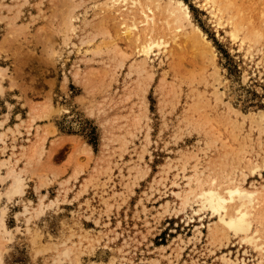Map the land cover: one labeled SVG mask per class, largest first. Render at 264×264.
I'll list each match as a JSON object with an SVG mask.
<instances>
[{"label":"rangeland","instance_id":"374dc122","mask_svg":"<svg viewBox=\"0 0 264 264\" xmlns=\"http://www.w3.org/2000/svg\"><path fill=\"white\" fill-rule=\"evenodd\" d=\"M105 1L0 0V190L10 167L26 181L21 196L1 199L11 230L0 233L1 261L225 264L226 255L264 264L238 235L210 233L217 215L183 209L173 193L195 167L203 181L234 178L263 197L264 229V4L219 0L241 21L248 51L203 0H183L216 63L208 45L184 36L169 57L143 63L135 42L114 46L129 12ZM165 17L157 10L155 26L169 33ZM24 203L30 211L21 213Z\"/></svg>","mask_w":264,"mask_h":264},{"label":"bare ground","instance_id":"6f19581e","mask_svg":"<svg viewBox=\"0 0 264 264\" xmlns=\"http://www.w3.org/2000/svg\"><path fill=\"white\" fill-rule=\"evenodd\" d=\"M203 1L212 17H214V20L218 25L224 28V30L230 35L231 39L233 41H238L240 46H245L244 44H246L247 50L251 51L250 48L253 44L245 42V36L240 37L239 31L241 29V21L239 20L240 22H237L238 20H233L235 14L230 13L227 3L220 4L219 0ZM261 2L264 4V0H261ZM104 3L106 5L104 8L107 7L109 10L119 4L125 5V8L128 9L127 12L129 13L121 16L119 21V31L113 38V44L115 47H118L119 38L133 41V43L135 42L136 51L141 56L143 63L150 59L151 55H164L165 57H169L171 54V48L180 45L182 40L181 36H184V40L186 38H192L198 43V45L199 43L208 45L210 47V57L213 60V63H216L214 59V50L211 48L209 40L199 26L192 21L188 5L183 0H106ZM161 8L167 13V17L163 18V23L165 27L168 28L166 30H169L167 31L169 33L156 30L157 10H162ZM118 9L119 8L115 10ZM134 9L136 11H134ZM262 9L261 13L263 14V18L261 17V19L264 20V11ZM136 12L138 13V16H136ZM65 25L70 31L74 29L75 26L73 24L72 16L65 21ZM257 30L259 32L261 29ZM69 37V33L64 37V42L66 44L69 42ZM117 52L119 51L117 50ZM214 65L216 66V64ZM4 69V66L0 65V93H2L4 89L3 84L1 83ZM215 80L217 83H220L219 76H216ZM215 88L217 89L216 84ZM2 133L3 132H0L1 140ZM40 149L42 150V147ZM258 167L259 165L257 163H253L249 168L250 170H255L258 169ZM202 171L203 170L198 171L195 167L193 173L188 175L184 174L183 185L185 187L182 190H173V193L179 198L180 203L183 205V209L185 208V205L189 204L195 214L209 210L212 214L217 215L218 221V226L216 225V227L208 225V229L211 231L210 233L214 234L220 232L223 234L226 232H232L233 234L238 235L240 240L249 243L264 256V235L262 233L264 232V229L262 230L260 227L262 225L261 219L263 214L258 211L263 202L261 194L255 188H246L241 182L236 181L234 178H228L225 182H217L216 177L212 176L203 181L200 177V172ZM0 176L2 175L0 174ZM6 177L8 179V184L4 191L0 190V233L3 237L8 235L11 230L7 227L5 221L7 204L5 202L2 203L1 199L4 196V200L7 202L16 196H21L25 192L26 186L25 176L21 173V170L10 167L6 170L2 179L4 180ZM174 185L180 186V183L174 181ZM43 197V194L39 197L36 212L39 210L41 211L44 204L46 205L43 201ZM50 201L52 202L53 200L51 199ZM190 201L195 202L197 206L194 207ZM20 211L21 213L29 212L30 208L28 204L24 203L23 210ZM70 250V246H65L61 250V253L68 255ZM222 258L225 264H236L237 262L235 259L230 258V256L222 255ZM240 262V264H245L244 259H241ZM0 264H3L1 258Z\"/></svg>","mask_w":264,"mask_h":264}]
</instances>
